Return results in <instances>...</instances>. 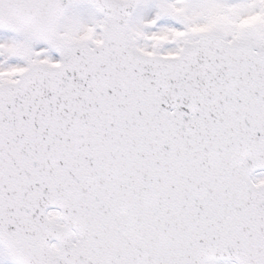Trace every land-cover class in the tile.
I'll return each mask as SVG.
<instances>
[{"label":"snow or ice","instance_id":"6c2138e0","mask_svg":"<svg viewBox=\"0 0 264 264\" xmlns=\"http://www.w3.org/2000/svg\"><path fill=\"white\" fill-rule=\"evenodd\" d=\"M0 264H264V0H0Z\"/></svg>","mask_w":264,"mask_h":264}]
</instances>
